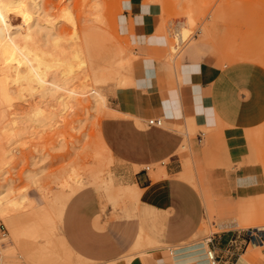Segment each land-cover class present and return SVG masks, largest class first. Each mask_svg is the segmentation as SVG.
I'll list each match as a JSON object with an SVG mask.
<instances>
[{
  "label": "rangeland",
  "instance_id": "rangeland-1",
  "mask_svg": "<svg viewBox=\"0 0 264 264\" xmlns=\"http://www.w3.org/2000/svg\"><path fill=\"white\" fill-rule=\"evenodd\" d=\"M128 1L130 0H43L44 12H47L48 22L58 33L64 34L63 37L71 42V48L74 45L76 46L80 41L81 44L85 43L84 39L87 37L85 35L90 34L92 28L96 25L100 26L98 30L103 32L101 35L104 36L105 40H103L106 45L102 44V40L100 43L97 41V46H93L95 51H97V57H95L97 61L95 60V63L99 65L106 60V63L100 64L99 67L112 63L115 60L114 56L117 57L114 54L117 53L122 54L126 60L125 64L119 67L120 71L116 67L119 65H115L114 72L119 71L114 76L115 79H108L105 82H100L101 84H98L99 82L94 83L106 95V103L96 105L92 97L87 94L85 99L79 98L80 102L72 108L71 112L70 110L69 113L67 112V119L66 115L61 117L57 112L56 120L59 117L61 119L60 122L58 120L54 129L50 130L47 127L33 126L34 129H30L32 132L18 135V138L0 130V140H3L0 145V156L4 153L5 149L3 150V148L16 151H13L14 159L12 156L10 158L11 165L5 167L7 175L4 181L11 180L13 182L11 184L13 193L10 196L11 198H18L21 194L22 196H27V201L25 200V204L26 202L27 204H23L25 207L22 206L18 210L19 212H17L21 216L19 220L22 225L20 242L17 244L14 238L11 237L15 247L13 246L12 251H9L6 247L7 244H4L3 238L1 239V254L3 261L5 260L4 264H11V262L13 264H107L117 258L125 260L131 255L135 258L139 256L137 254L139 251L154 252L161 249L165 251L168 263L172 264L170 252L173 249L196 243L193 241L199 234L203 233L202 231H205L204 233L209 232L207 224L210 216L208 207L205 206V219H202L200 231L192 234L183 244L173 243L172 241L167 242V237H175L179 230L178 222L171 220L177 218V208L173 206L162 209L160 207L159 194L157 197L154 196L155 199L150 198L152 200H148L145 195L146 191H142L140 199H133L127 193L119 190L117 186L127 183L115 175L116 162L104 131V123L120 117H130L119 113L117 115L113 114V110L116 111V102L119 99L120 93L131 88L130 86H134L132 80L126 84H121L120 77L124 74L126 77H132L133 79L134 61L138 58L135 53V47L129 36L125 34L120 19L125 3ZM142 1L161 7V30L167 36L169 58L172 61L178 59L185 48L192 42L207 44V48L210 49L209 51L222 57L225 62L236 60V55H233L235 53L252 52L264 55V0ZM95 3L100 5H98L99 11L96 10V12L93 10L96 9L93 7ZM97 12L101 14L98 16V21L94 19L99 14ZM12 20L15 24L21 22L19 18H12ZM99 20H101L100 24ZM86 25L88 26L86 27ZM183 26L192 29V34L191 38L179 46L176 40H173V35L177 29ZM76 36L80 37H77V39L79 38L77 42ZM94 39L91 38L93 41ZM70 42H68L69 46ZM81 44L78 43V45ZM102 46H104V49ZM173 46L178 47L176 49L178 52L172 50ZM87 57H91L90 53ZM88 71L91 73L92 70L88 68ZM78 75L83 74L81 72ZM79 82L76 80L75 83L78 84ZM24 99L25 101L28 100L27 104L24 102ZM17 100L19 99H15L17 103L13 102L12 104L6 102L0 103L1 127L6 124L5 122L9 121L8 119L13 118V113L17 116L19 114V117L22 115L23 118H21L25 119L24 122L26 123V114H22V112L27 113L29 111L30 105H33V99L28 95H24L23 99L19 100V102ZM28 103H30L29 106H26ZM3 113L8 116L11 115V118L7 117L5 121L2 118ZM22 119L18 118L17 120L22 121ZM17 120L16 130L17 127L18 130L16 132H20L21 129L19 128L24 127V123L20 122L18 124ZM28 123H26L27 127L30 124ZM137 123L140 128L147 127L146 124ZM164 128H169L166 121ZM174 131L183 137L182 146H180L178 153L191 151L190 155L182 160L183 172L174 175L167 174L162 162L137 166L136 170L149 166L152 182L155 181L152 174L156 172L160 175L159 180L164 182L169 180L185 182L190 187L195 188L197 194L202 197L203 191L200 189L199 183L201 179L203 180L208 175L199 174L197 168L199 161L196 158L195 152H192L189 142L194 140L195 144L198 145L197 135L199 132L207 135L209 130L197 127L193 120L188 119L185 124L176 123ZM256 134L264 136V127L256 131ZM11 139L16 140L13 143ZM7 140H11L12 142L7 144ZM205 143L206 141L201 144ZM257 148L264 153V142L254 143L252 150H256ZM100 155L103 158L99 157ZM171 160L172 158H168L164 162L168 163ZM91 167L97 173L99 170H103V175L100 172L95 177L94 175L92 176L93 171L89 170ZM71 170L74 171L73 173L76 172L74 174L76 176L80 173L78 177L74 176L77 180L80 177L79 182H74L77 185L75 188L72 181L76 179L72 174V177L68 176L70 175L69 173H72ZM90 175L94 179H91ZM98 175H101L100 179V176L98 179L96 178ZM102 176H104V183ZM68 177H70L71 182ZM37 178L39 181H37ZM62 179L65 181L67 179V181L65 182ZM93 180H98L96 182L97 186H102L96 187L95 185L94 187L92 183L95 181ZM82 181L84 184L81 183ZM60 184L64 186L61 187ZM68 184H73L74 186L70 187ZM62 188L65 189L62 191ZM65 190L70 191V196L65 195V198L68 199H64L63 197L58 199L52 198L56 194L59 196L61 192L63 195L66 192ZM45 194H47L45 198L49 194L48 197L50 199H45L43 197ZM54 199L57 200L56 203L58 204L55 203ZM51 201L53 203H50ZM56 207H58V210L55 209ZM60 211H62V216L60 215ZM18 214L15 212V215L18 216ZM48 216L50 219L45 218ZM257 219L254 216L251 219L252 222L248 221L243 224V227L264 226V221H257ZM0 225H4L1 220ZM48 228H52L53 231L50 229V232ZM6 234L7 237L10 235L8 227L6 228ZM63 238L66 245L63 243ZM114 242L116 245L121 246L122 249L124 246L126 247L120 254L115 256L112 254Z\"/></svg>",
  "mask_w": 264,
  "mask_h": 264
},
{
  "label": "crops",
  "instance_id": "crops-1",
  "mask_svg": "<svg viewBox=\"0 0 264 264\" xmlns=\"http://www.w3.org/2000/svg\"><path fill=\"white\" fill-rule=\"evenodd\" d=\"M120 19L138 58L130 78L134 86L120 93L113 110L130 117L104 123L116 177L138 186V199L146 191L148 200L160 195L162 209L177 208V218L171 220L178 222L179 230L167 242L183 244L200 231L207 206L209 232L202 231L193 242H206L204 248L215 251L217 264H264V246L247 237V231L258 226L243 227L254 216L264 221V153L252 150L254 143L264 142V136L256 134L264 127V55L235 53L236 60L225 62L207 44L192 42L172 61L159 5L130 0ZM153 117H162L169 128L138 126L137 122L147 125ZM188 119L209 130L207 135L199 132L198 145L189 142L199 174L208 175L199 183L202 197L185 182L159 180L156 172L152 182L149 166L136 170L162 162L167 174L182 173V160L191 151L178 153L183 137L174 128ZM168 158L172 160L165 163ZM123 249L114 242L113 256ZM142 253L155 256L153 264H169L162 249L137 252ZM131 258L107 264H126ZM206 260L201 264H211L207 255Z\"/></svg>",
  "mask_w": 264,
  "mask_h": 264
},
{
  "label": "bare ground",
  "instance_id": "bare-ground-1",
  "mask_svg": "<svg viewBox=\"0 0 264 264\" xmlns=\"http://www.w3.org/2000/svg\"><path fill=\"white\" fill-rule=\"evenodd\" d=\"M95 2H97V1H95ZM97 3H95L93 5V7L96 8V9H93L95 12H96V10L99 11L98 5L100 4V2H99V4H97ZM43 6H44L43 0H0V103H2V102H6L8 104H12L13 102L17 103L15 101V99L21 100V99H23L24 95H28V96L32 97V99H33V105L32 104L30 105L31 108L29 109V111L27 113L22 112V114L23 113L26 114V120L30 124L27 121H26V123L29 124V127H27L28 125L26 126V123L24 122L25 119H22L23 118L22 115H20L22 117L21 118V117H19V114L17 116L14 113L12 114V115H14L12 119H8L9 121L5 122L6 124L2 125V127L0 125V128L3 129V130L0 129L1 131H4L11 136H14V137L16 136L17 138H18V135H23V133L28 134V133L32 132V131H30V129L31 128L34 129L33 126H38V127H43V128L47 127L50 130L52 128L54 129V126L58 123V120L60 122L61 117H64L65 115H66V119H67V114L69 113V110L71 112L72 108L74 106L78 105V102H80L79 98L85 99L87 97V94H89L92 97V100H93L94 104H96V105L106 103V98H105L106 95L99 88H97L96 87L97 84L95 85L94 83L99 82L98 84H101L100 82H105L108 79H113L114 76L119 73V71H120L119 67L123 66L125 64L124 62L126 60V58L123 57L122 54L120 55V53H117V54H114V55H117V57L114 56L115 60L112 61V63H109L105 66L103 65V67H99L100 64L106 63V60H105V62H102V63L99 62L100 63L99 65H97L95 63V60L97 59V58L95 59V57H97V51H95L93 46L98 44L97 41L100 43L104 39V36L101 35V33H103V32L98 30V29H100V26L98 27L95 25L96 27L94 26L92 28L90 34L85 33V34H87V35H85L87 37H86V39L83 38L86 41L85 43H82L84 46L81 44V41H80L78 43L81 45H78V43H77V45L75 46L74 43H72L74 45V47L71 48V42L63 37L64 34L61 35L60 33H58L54 29V27L48 22V20H47L48 15L46 14L47 12L46 13L44 12L45 7H43ZM189 12H190V14H192L191 11H189ZM97 13H99V12H97ZM94 15H96V14H94ZM100 15L101 14L99 13L98 15H96L94 17V19H96V21H98V18H99L98 16H100ZM12 18L13 19L19 18L21 20V22L18 24H15L13 22ZM100 21L101 20H99V24H100ZM190 22H191V20H190ZM94 23H97V22H94ZM88 25H86V27ZM192 26H194V25H192ZM191 32H192V29L183 26L182 28H179L175 31V33L173 35L174 36L173 40H176V43L180 46L182 43H185L186 40L191 38V34H192ZM77 37H79V36H76V42L80 38L79 37L77 39ZM91 38H93V39L95 38L94 41L91 40ZM104 40H103L102 44H105ZM68 42H70V46H69ZM82 42H84V41H82ZM176 43H174V44H176ZM102 47L104 49V46H102ZM171 47H172V45H171ZM177 48H178L177 46H173L172 50L177 51L176 50ZM178 50H180V49H178ZM119 52H121V51H119ZM89 53H90L91 57H87V55L89 56ZM101 53H99V54H101ZM99 54H98V56H99ZM170 54H172V53H170ZM127 56H129V55H127ZM95 64L97 65V67ZM115 65H119V66H116V67H118L119 71L114 72ZM88 68L92 70L91 73H89L90 70L88 71ZM81 72L83 75H78ZM123 75L120 77L121 84H126V83L131 81L130 78L126 77L125 75L123 76ZM76 80H78L80 82L78 84H76L75 83ZM19 100H17V101L19 102ZM27 101H25V99H24L25 103ZM30 103H28V105H26V106H29ZM26 108H29V107H26ZM57 112H58V114L61 115V117H59L58 120H56V117L58 115ZM10 116L3 113L2 118L6 121L7 119H5V118H7V117L11 118ZM18 118L22 119V121L21 120L18 121L17 120ZM16 120H17L18 124H20V122H22V124L24 123L23 124L24 127H22V125H21L22 128H19V129H21L20 132H16L18 130V127L16 130ZM7 138L9 139V137H7ZM2 139H3V135H2ZM99 139H101V138H99ZM11 140H13V139H11ZM11 140H7V144L9 142H12ZM15 140H13V143L15 142ZM2 141L0 140V145H1ZM13 143H12V146H13ZM101 147H102V145H101ZM13 149H15V148H13ZM3 150H4V153H2V155L0 156V181H1V183H0V220L2 221V223L5 226L8 227V229L10 231V235H8V237H7V234H6L2 241L4 242V244H7L6 245L7 250L12 251L11 249L14 248L15 246H14L13 241L11 240L12 239L11 237H13L14 240L16 241V243L18 244V242H20L19 239L22 236L21 235L22 234V225H21V222L19 220L21 216H19V214L17 212H19L18 210L22 206L27 204V202L25 204V200H26L27 196L25 197V196H22V194H21V196H19L18 198H11L10 195L13 193V189L11 187V184L13 182L11 180L4 181V179L7 175V173H6L7 171L5 172V167L11 165L12 162L10 163V158H11V156L12 157L14 156L13 151H15V150L12 151V149L9 150V148H3ZM96 151H98V150L96 149ZM11 154H13V155H11ZM99 157L103 158L101 155ZM13 159H14V157H13ZM35 162H33V163H35ZM97 162H98V160H97ZM36 163H38V162H36ZM103 165H101V166H103ZM92 169L93 168L91 167L89 170H92ZM72 170H71L72 173H69L70 175H68V176L72 177V175H73V177H74V176H76V175H74L76 172L73 173L74 171H72ZM34 171L36 173L35 169H34ZM75 171H77V170H75ZM95 171H93V174H92V176L94 175V177L98 173L100 174V172L102 174L103 170L102 171L97 170L98 173ZM89 172H91V171H89ZM32 173H34V172H32ZM64 173H62V174L64 175ZM66 174H67V172H66ZM66 174H65V176H67ZM37 175H38V172H37ZM79 175H80V173H79ZM78 176H76V177H78ZM92 176L90 175V178ZM76 177H74V178L77 180ZM94 177H92L91 179H94ZM98 177L100 179L101 175L96 176L97 179H98ZM68 178L70 181V177H68ZM102 178H103L102 179V181H103L104 176H102ZM26 179L28 180V178H26ZM67 179H66V181H67ZM31 180H32V178H31ZM71 180H73V179H71ZM76 180L72 181V183L74 184V182L75 183L79 182L80 177H79V180H77V181ZM83 180H84V178H83ZM37 181H39V179ZM63 181H65V180H63ZM93 181H95V180H93ZM97 181L98 180L93 182L92 185H94V187H95V185H96V187H99V186L101 187L102 185L97 186V183H96ZM57 182H58V180H57ZM81 183L84 184L83 181ZM94 183H96V184H94ZM103 183H104V181H103ZM73 184H71V185L68 184V186L71 187ZM83 184H81V185L83 186ZM86 184H88V183H86ZM35 185H37V184L35 183ZM74 185L73 186L75 188L77 185L76 184H74ZM62 186H64V185H61V187ZM82 186H79V187H82ZM117 186L119 187V190H121L124 193H127V195H129L133 199L139 198V195H140L139 192L140 191L138 190V186H136V185L130 186L128 184L117 185ZM40 188H41V186H40ZM74 188H73V190H74ZM64 189L62 188V191ZM69 190H72V189H69ZM44 191H45V189H44ZM65 191L69 192V193L65 192L62 195L61 194L62 192H61L59 196H57V194H56L52 198L55 197L56 199H58L60 197H63L64 199H68V198H65V195L67 194L66 196H70V191H67V190H65ZM44 193H46V192H44ZM46 195L47 194H45V196H43V197L45 198ZM48 196H49V194H48ZM48 196L45 199H50ZM64 199H62V200L65 201ZM56 201L57 200H55V203H56ZM59 201H60V199H59ZM50 203H53V202L51 201ZM56 204H58V203H56ZM57 208L58 207H56L55 209H57ZM15 212H16V214H18V216L15 215ZM56 212H58V211H56ZM60 215L62 216V211H60ZM45 218H49V216L45 217ZM50 227H52V226H50ZM50 229H52V228H50ZM50 229L48 228V230L51 232ZM52 231H53V229H52ZM60 238H62V237H60ZM10 240H11V244H10ZM63 241H64V238H63ZM8 242H9V244H8ZM63 243L66 245L65 241ZM205 243L206 242H196V243H192L189 245L176 247L175 249H173L171 251L170 258L172 257V264H188V263L194 262L195 260H196L195 262H197V264L206 263L207 262V260H206L207 252L206 251L208 250V248L207 249L204 248ZM47 244H48V242H47ZM204 250L206 253H204ZM28 253H29V251H28ZM154 257L155 256L152 257V256H148V255L139 254V256L137 258L139 260H136V258L132 257L131 259L126 260L125 263L126 264H141L143 261H146V264H153V263H155ZM4 263H5V260L3 261V264ZM117 263L118 262L115 261L112 264H117ZM208 263H209V261H208ZM11 264H13V263L11 262Z\"/></svg>",
  "mask_w": 264,
  "mask_h": 264
},
{
  "label": "built area",
  "instance_id": "built-area-1",
  "mask_svg": "<svg viewBox=\"0 0 264 264\" xmlns=\"http://www.w3.org/2000/svg\"><path fill=\"white\" fill-rule=\"evenodd\" d=\"M165 120L162 117H153L147 120L149 127H164ZM6 235V228L0 225V264H3V256L1 254V239ZM247 237L250 243L264 246V228H252L247 231ZM207 257L211 264H217L218 259L213 249L207 250Z\"/></svg>",
  "mask_w": 264,
  "mask_h": 264
}]
</instances>
